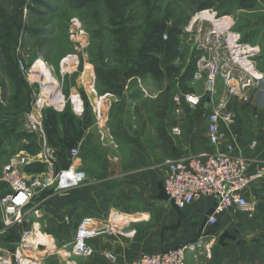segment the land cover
<instances>
[{"label": "rangeland", "instance_id": "obj_1", "mask_svg": "<svg viewBox=\"0 0 264 264\" xmlns=\"http://www.w3.org/2000/svg\"><path fill=\"white\" fill-rule=\"evenodd\" d=\"M36 1L39 3L32 0H0L1 35L5 38L1 42L3 45L0 44V51H6L16 61L26 60L29 68L37 72L32 74L33 80L46 85L39 101L43 107L40 120L43 133H40L28 128L27 114L36 99L32 97L35 88L27 83L25 98L28 113L17 118V129L25 128L30 138L18 142L16 149L21 151H17V157L21 155L29 160L32 157L44 159L48 155L52 167L44 163V174L50 169L56 172L70 166L73 159L69 151L76 146L73 137L76 133V116L71 112L72 103L66 94L67 88L76 86L79 74L86 68L88 73L85 78L93 80L100 92L107 86L100 81L98 73L114 69L122 82V75L128 69L141 64L145 66L134 77L143 83L149 82L150 86L152 81L158 83L162 105L173 104L176 107L174 99L180 97V110L181 104L186 103V94L198 98L193 110L203 109L204 102L212 104L208 117L215 111H219L221 117L232 115V125L242 136L245 152L242 155H261L264 158V83L258 80L264 77V0H138L125 10L124 19L117 26L125 29L129 39L128 49H117L111 38L112 27L108 23L105 0ZM205 10L209 14L200 16ZM31 30L34 33H30ZM154 34L156 36H151ZM244 36L251 38L244 43ZM168 45L169 49L165 50ZM234 45L239 47L234 49ZM234 58L248 62L250 69L237 64ZM36 61L41 63L40 67L35 66ZM153 61L155 68L151 65ZM190 61L195 64L196 71L185 87L192 89V94H182L178 88L179 74L185 71ZM58 62L62 63L61 66L57 65ZM157 67L160 69L158 73L150 71ZM210 76H213L212 81ZM151 91L152 88L146 87L149 95ZM50 93L65 96V104L61 107L58 102L52 103ZM58 125L67 126L66 131H69V134L65 132L62 141L53 140L57 130H47ZM220 125H223V121H220ZM49 140H53V146L49 145ZM252 141L256 143L254 149H250ZM41 193H47L52 198L62 192L49 188ZM41 193L35 196L31 207L39 206ZM55 201L59 203L62 199ZM253 203L254 211L251 214L235 212L230 217L231 221L248 225L256 220L264 223V220L256 218L257 205L255 201ZM176 217L175 224L169 225L168 216L162 213V224L155 231L148 230L150 225H146L144 230L117 228L114 236L123 241L121 250L125 251V259L133 260L141 253L189 245L182 242L179 210ZM217 225L208 228L209 231L216 233ZM246 229L248 231L243 232L244 237L251 234L250 228ZM28 241L27 248L19 249V246L17 251L24 250L28 256L40 255L41 247H36L30 238ZM216 245H212L209 254ZM43 248L50 252L57 250L52 246ZM104 260V264H115L118 258L110 262Z\"/></svg>", "mask_w": 264, "mask_h": 264}, {"label": "crops", "instance_id": "obj_2", "mask_svg": "<svg viewBox=\"0 0 264 264\" xmlns=\"http://www.w3.org/2000/svg\"><path fill=\"white\" fill-rule=\"evenodd\" d=\"M250 38L244 36L243 42ZM61 64L57 63L58 66ZM46 65L51 69L48 63ZM82 72L76 86L67 88L66 94L69 102L70 97L76 98V110L73 105L71 108L76 116L73 137L79 150L76 166L85 173V180L75 189L52 198L41 193L39 206L24 210L21 224L5 227L0 213V264H104V253H112L115 259L118 258L115 264H123L126 261L125 251L121 250L123 241L116 236L88 241L94 249L92 257L73 255L70 248L79 222L92 217L115 229L131 227L144 230L146 225H150L148 230L155 231L162 224V213L168 216L169 225L175 224L177 210L181 214L182 242L198 245L188 251L186 264H264V223L256 220L248 225L231 221V215L240 212L230 210L219 215L218 230L213 233L209 231L210 227L205 226L213 199L200 198L183 209H177L166 200L161 189L167 171L166 161L215 151L207 137L208 109L213 105L204 102L203 109L193 110L183 102L176 113L173 104L162 105L159 84L155 81L150 86L149 82L143 83L132 77L123 82L121 91L113 94L97 91L95 82H92V91L89 88L91 81L85 78L86 68ZM263 78L258 80L264 83ZM0 79L1 197L9 192L5 176L10 160L18 156L17 151H21L16 149L18 143L14 134L19 130L27 132L25 128L17 129V118L26 115L28 110L16 115L18 113H15L10 100L13 87L1 70ZM146 87L152 88L150 95ZM64 97L60 96L62 104H65ZM66 129L67 126L58 125L47 130H57L53 140L62 141L65 132L69 134ZM53 140L48 141L50 146H53ZM226 143L233 144L236 154L243 156L242 136L235 125L221 141L222 145ZM243 157L264 163L261 155ZM29 161L30 164L45 163L44 159L35 157ZM23 168H20V173L26 179L38 175L27 174ZM247 197L256 202V218L263 221L262 188L252 186L247 190ZM61 199L59 203L55 201ZM245 228H250L251 232L246 237L243 236V232L248 231ZM26 232L30 233V241L41 247L40 255L28 256L24 250L17 254ZM215 243L216 247L207 255L205 248L210 249ZM45 246L57 250L46 251Z\"/></svg>", "mask_w": 264, "mask_h": 264}, {"label": "built area", "instance_id": "obj_3", "mask_svg": "<svg viewBox=\"0 0 264 264\" xmlns=\"http://www.w3.org/2000/svg\"><path fill=\"white\" fill-rule=\"evenodd\" d=\"M25 62L23 59H18L17 66L26 82L35 88L32 97L36 99L27 114L28 128L43 133L40 122L43 107L40 106L39 101L46 85L33 80L32 74L37 72L32 71ZM209 78L213 80V76ZM92 82L94 81L91 80L89 88L94 91ZM49 98L52 103L62 104L58 94L50 93ZM184 99L191 107L198 103V98L189 94H186ZM181 100L180 97L174 99L176 113L179 112ZM70 102L76 110V98L70 97ZM233 120L232 115L221 117L219 111L213 112L208 117L207 137L208 142L215 147V151L166 161L167 171L161 185L166 200L177 209H183L200 198L213 199L212 209L205 221L207 227L216 226L219 215L230 210L251 214L254 211V203L248 199L247 190L255 185L264 190V163L236 154V148L231 143L221 144L228 135L227 130L233 124ZM220 121H223V125H220ZM255 146V141H252L250 149H254ZM69 155L73 159L70 166L56 172L50 169L46 174L42 173L30 179L24 178L19 168L22 165H29V160L22 156L10 160L5 176L9 192L0 197V213L5 227L22 223L23 211L31 207L38 193L49 188H53L55 192L71 191L84 182L85 173L76 166V159L79 156L78 147H72ZM47 157L44 156V162L49 165L50 159ZM116 232L115 228L109 227L105 222L92 217L83 218L77 225L70 251L75 256L91 257L94 249L88 241L114 236ZM29 235L28 232L24 233L22 246L19 249L29 246ZM195 247L197 245L189 244L158 253H142L133 260H126L123 264H186L188 251L194 250ZM206 250L209 254V248ZM104 257L110 261L115 260V255L112 253H104Z\"/></svg>", "mask_w": 264, "mask_h": 264}, {"label": "trees", "instance_id": "obj_4", "mask_svg": "<svg viewBox=\"0 0 264 264\" xmlns=\"http://www.w3.org/2000/svg\"><path fill=\"white\" fill-rule=\"evenodd\" d=\"M34 3L38 4L39 2L36 0H32ZM138 0H105V6L108 11L109 19L108 23L112 27L110 31L111 38L116 46L117 49H128V37L125 33V29L117 28L119 23L123 21L124 19V12L129 8V6L133 3H135ZM207 9V8H205ZM30 33H34V31H29ZM2 34V28L0 27V44L5 39ZM156 36V34L151 35ZM3 45V44H2ZM169 49V45L166 47L165 50ZM127 54V51H126ZM0 70L4 73V75L10 80L12 87H13V94L10 98L12 108H14L15 113H18L16 115H19V113L28 110V101L25 98L27 95L26 88H28L27 82L25 78L22 76L21 72L18 69L17 61L11 57V55H8L6 51H0ZM152 66L155 68V61L151 62ZM138 64V63H137ZM142 66L138 64L136 67H132L126 71L122 75V82H120V79L118 78V73L113 69L106 73H98V77L100 81L107 87L105 89H101L100 92H109L116 94L117 92L121 91L123 88V82L129 78L134 77L136 74H138L139 71L142 70ZM145 68V67H143ZM148 68H146L147 70ZM151 72L158 73L160 69L153 70L151 68ZM196 71L195 64L193 61H190L185 71L180 75L178 79V88L182 94L191 93L192 89L186 88L185 83L190 82L193 79L194 73ZM0 82L2 80L0 79ZM116 84L113 86L112 84ZM2 107V105H0ZM21 106V107H19ZM19 107V108H18ZM3 111V108H2ZM17 111V112H16ZM13 135V134H11ZM30 135L25 132H17L14 134V139L18 143L22 142L23 140L27 141L26 139H29ZM24 172L27 174H40L43 173L46 170V165L44 163L36 162L29 165L24 166L23 168Z\"/></svg>", "mask_w": 264, "mask_h": 264}, {"label": "bare ground", "instance_id": "obj_5", "mask_svg": "<svg viewBox=\"0 0 264 264\" xmlns=\"http://www.w3.org/2000/svg\"><path fill=\"white\" fill-rule=\"evenodd\" d=\"M207 14H209V11L205 10V11H203L202 13H200L199 15H200V16H203V15H207ZM233 47H234V49H236V48H238L239 46L234 45ZM233 60H235L237 64H240V65H243V67H246V69H247V68H248V70L250 69L248 62H244L243 60H240L239 58H234ZM39 61H40V60H39ZM40 65H41V63H40V62H37L35 66H36V67H40ZM44 72H45V75L47 76V75H48L47 71L44 70ZM46 90H47V89H46ZM38 236H39V235H38Z\"/></svg>", "mask_w": 264, "mask_h": 264}]
</instances>
